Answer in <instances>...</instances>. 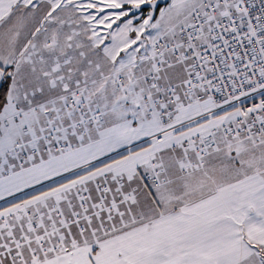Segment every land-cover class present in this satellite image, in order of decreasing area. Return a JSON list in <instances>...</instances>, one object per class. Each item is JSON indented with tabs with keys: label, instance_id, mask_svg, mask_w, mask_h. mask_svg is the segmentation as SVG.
I'll return each instance as SVG.
<instances>
[{
	"label": "snow or ice",
	"instance_id": "1",
	"mask_svg": "<svg viewBox=\"0 0 264 264\" xmlns=\"http://www.w3.org/2000/svg\"><path fill=\"white\" fill-rule=\"evenodd\" d=\"M0 264H264V0H0Z\"/></svg>",
	"mask_w": 264,
	"mask_h": 264
}]
</instances>
